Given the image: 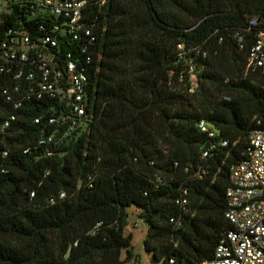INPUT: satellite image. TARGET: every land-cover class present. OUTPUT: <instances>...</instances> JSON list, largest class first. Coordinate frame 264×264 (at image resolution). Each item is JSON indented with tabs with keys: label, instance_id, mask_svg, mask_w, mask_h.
Segmentation results:
<instances>
[{
	"label": "trees",
	"instance_id": "1",
	"mask_svg": "<svg viewBox=\"0 0 264 264\" xmlns=\"http://www.w3.org/2000/svg\"><path fill=\"white\" fill-rule=\"evenodd\" d=\"M85 1L89 132L40 147L41 103L16 111L0 94V264H141L125 233L131 206L153 262L211 260L233 228L230 168L264 130V74L248 67L264 0Z\"/></svg>",
	"mask_w": 264,
	"mask_h": 264
},
{
	"label": "built area",
	"instance_id": "2",
	"mask_svg": "<svg viewBox=\"0 0 264 264\" xmlns=\"http://www.w3.org/2000/svg\"><path fill=\"white\" fill-rule=\"evenodd\" d=\"M105 2L102 0L101 5ZM86 6L85 0H0V94L16 111L34 101L41 103L40 113L34 119L35 125L41 126L40 147L63 146L74 134L89 132L93 122L87 70L92 59L81 58L88 45L95 42L85 23ZM257 23V19L252 20V25ZM238 41L244 49L243 36ZM78 42L82 44L76 52L68 48ZM178 48L183 51L184 46ZM248 67L264 74V30L255 37ZM186 70L192 78L190 91L194 92L192 61ZM180 81H184L183 75ZM15 119L12 113L3 128ZM198 128L209 138L217 135L205 121ZM219 146L227 148L229 142L211 143L203 158ZM64 196L61 194V198ZM226 197L225 218L233 228L221 239L213 259L200 264H264L263 129L250 134L240 160L231 166ZM178 203L185 208L188 200L184 198ZM135 227L139 228V223Z\"/></svg>",
	"mask_w": 264,
	"mask_h": 264
},
{
	"label": "rangeland",
	"instance_id": "3",
	"mask_svg": "<svg viewBox=\"0 0 264 264\" xmlns=\"http://www.w3.org/2000/svg\"><path fill=\"white\" fill-rule=\"evenodd\" d=\"M138 208L131 206L128 209V223L125 233L133 236V252L140 260L141 264H158L151 260V256L146 252L144 241L148 232V225L139 217ZM139 223V228L135 224Z\"/></svg>",
	"mask_w": 264,
	"mask_h": 264
}]
</instances>
